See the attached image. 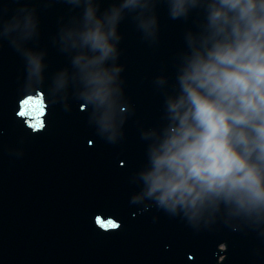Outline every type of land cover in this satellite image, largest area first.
<instances>
[{
  "label": "clouds",
  "instance_id": "clouds-1",
  "mask_svg": "<svg viewBox=\"0 0 264 264\" xmlns=\"http://www.w3.org/2000/svg\"><path fill=\"white\" fill-rule=\"evenodd\" d=\"M66 3L54 43L67 61L53 68L49 48L40 44V5L0 0V48L13 46L24 65L16 116L36 133L47 127L54 105L64 101L71 111L75 97L96 133L120 143L137 112L122 25L131 18L142 38L156 44L162 0ZM163 3L168 17L183 21L181 43L152 77L162 97L158 119L137 121L145 158L130 175L137 186L130 202L179 217L196 231L226 225L264 238V0ZM228 247L218 244V264Z\"/></svg>",
  "mask_w": 264,
  "mask_h": 264
},
{
  "label": "water",
  "instance_id": "water-1",
  "mask_svg": "<svg viewBox=\"0 0 264 264\" xmlns=\"http://www.w3.org/2000/svg\"><path fill=\"white\" fill-rule=\"evenodd\" d=\"M32 2L40 5V44L49 48L55 68L67 61L54 34L69 5ZM161 17V39L154 45L131 18L122 25V59L137 112L120 143L96 133L75 97L69 98L71 111L62 107L64 101L53 106L45 129L33 133L23 126L14 107L23 60L10 44L0 48V264H218L222 241L229 247L220 264H264V238L255 231L226 225L196 231L179 217L130 202L137 187L130 175L145 158L137 121L158 119L162 97L152 77L181 43L183 21L168 17L163 0ZM109 216L122 224L102 226L100 220L110 222Z\"/></svg>",
  "mask_w": 264,
  "mask_h": 264
},
{
  "label": "snow or ice",
  "instance_id": "snow-or-ice-1",
  "mask_svg": "<svg viewBox=\"0 0 264 264\" xmlns=\"http://www.w3.org/2000/svg\"><path fill=\"white\" fill-rule=\"evenodd\" d=\"M100 223H101L102 225H104L105 227H108L109 225H115L116 222H115V221H110V222L105 223L104 220L101 219V220H100Z\"/></svg>",
  "mask_w": 264,
  "mask_h": 264
}]
</instances>
